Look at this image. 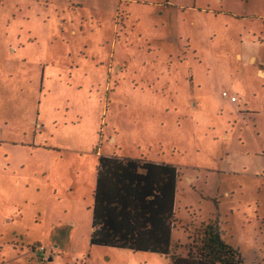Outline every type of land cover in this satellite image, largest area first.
<instances>
[{
	"label": "rangeland",
	"instance_id": "obj_1",
	"mask_svg": "<svg viewBox=\"0 0 264 264\" xmlns=\"http://www.w3.org/2000/svg\"><path fill=\"white\" fill-rule=\"evenodd\" d=\"M100 157L180 172L175 264L218 214L264 264V0H0V264H174L90 245Z\"/></svg>",
	"mask_w": 264,
	"mask_h": 264
},
{
	"label": "trees",
	"instance_id": "obj_2",
	"mask_svg": "<svg viewBox=\"0 0 264 264\" xmlns=\"http://www.w3.org/2000/svg\"><path fill=\"white\" fill-rule=\"evenodd\" d=\"M180 177V172L171 165L100 157L90 245L134 254H157L175 264L180 256L173 249L172 234L176 230ZM220 217L218 214L194 228L193 235L199 243L196 254L208 262L244 264L239 251L225 241ZM187 225L190 228L195 224L192 221ZM184 230L189 232L187 227Z\"/></svg>",
	"mask_w": 264,
	"mask_h": 264
},
{
	"label": "built area",
	"instance_id": "obj_3",
	"mask_svg": "<svg viewBox=\"0 0 264 264\" xmlns=\"http://www.w3.org/2000/svg\"><path fill=\"white\" fill-rule=\"evenodd\" d=\"M224 96H225L226 98H229V97H230L227 93H224ZM231 101L235 102L236 99H235V98H231Z\"/></svg>",
	"mask_w": 264,
	"mask_h": 264
}]
</instances>
